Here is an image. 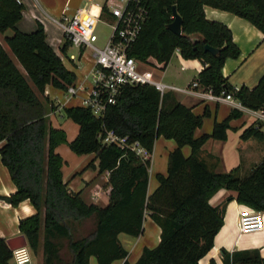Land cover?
<instances>
[{"label": "trees", "instance_id": "16d2710c", "mask_svg": "<svg viewBox=\"0 0 264 264\" xmlns=\"http://www.w3.org/2000/svg\"><path fill=\"white\" fill-rule=\"evenodd\" d=\"M148 18L129 50V55L147 64L166 65L178 48L183 57L199 58L206 63L197 81L215 94L232 93L240 103L264 112V75L254 88H235L223 74L228 58L239 57L240 48L231 29L224 23L207 18L205 6L232 12L264 32V0H143ZM183 18L182 33L169 25L173 9ZM25 6L19 0H0V33L13 29L6 37L11 51L23 67L17 65L0 41V148L3 164L8 168L17 191L4 200L18 206L30 200L37 212L20 219L19 228L27 237L31 250L38 251L44 232V264H201L213 248L214 239L224 223L226 204L239 203L264 212V158L246 176L240 168L216 172L201 158L203 145L210 138L225 140L230 121L241 114L233 110L221 122H215L211 133L199 137L196 131L204 116L174 99L166 104L168 93L161 94L150 84H130L122 88L113 104L100 116L89 106L64 108L66 116L79 125L75 139L69 141L63 128L55 127L49 117L50 100L45 97L47 85L67 91L77 75L68 69L61 56L47 41L42 23L32 32L17 29ZM105 14L107 10L105 8ZM219 48L217 55L206 51V45ZM70 46L66 40L65 53ZM114 131L138 141L151 155L160 136L174 139L177 147L169 154L167 173H157L158 186L148 195L151 158L139 156L132 148L106 143ZM241 138L264 142L261 122L246 128ZM67 144L78 155L94 153L99 172H109V203L102 207L88 203L79 192L69 190L63 178V156L56 151ZM189 145L192 153L185 156L182 148ZM222 188L235 192L222 205L214 206L211 198ZM161 227V239L153 248L144 247L139 259L131 263L129 251L119 235L138 237L143 233L146 215ZM95 218L93 231L82 233L84 221ZM79 235V236H78ZM77 236V237H76ZM69 239L70 257L60 254L56 242ZM222 264H264L260 249H222ZM13 250L0 236V264H13ZM207 264H218L214 259Z\"/></svg>", "mask_w": 264, "mask_h": 264}, {"label": "crops", "instance_id": "0c3cea01", "mask_svg": "<svg viewBox=\"0 0 264 264\" xmlns=\"http://www.w3.org/2000/svg\"><path fill=\"white\" fill-rule=\"evenodd\" d=\"M25 6L23 17L17 23V29L23 32H32L38 28V24L44 25L47 41L52 48L61 56L66 67L74 71L77 75L76 83L83 81L92 71L94 61L89 60L84 68L77 62L84 58L87 49H82L71 45L64 53L62 47L66 42L64 31L57 20L64 14L74 15L80 8H90L95 5H104L107 0H19ZM96 12H101L97 9ZM205 13L208 19L226 24L233 33V40L240 48V55L237 58H228L223 67V74L228 82L235 88L247 86L254 88L258 85L261 77L264 75V32L257 28L247 19L240 17L232 12L218 9L212 6H205ZM106 24L113 21L109 14L103 17ZM14 33L13 29H8L0 33V41L3 47L11 55L6 37ZM171 60L166 65L157 63L154 59L153 64L143 63V69H152L155 77L163 83L180 88L188 87L197 80L199 73L205 68L206 63L199 58H185L177 48ZM12 56V55H11ZM19 66L17 60L12 56ZM20 67V66H19ZM21 68V67H20ZM85 73V77L78 76ZM83 71V73H82ZM86 80L87 85H91V75ZM87 86V87H89ZM204 88L196 87L192 92H183L168 90L169 97L166 101L170 105L174 99L189 106L195 114L204 116L203 125L197 129L196 136L199 137L205 133H211L215 122H221L226 119L233 110L240 112L239 117L233 118L227 129V138L219 140L210 138L203 145L201 158L207 165L216 172H228L234 168H240V175L246 176L255 165L264 158V143L250 138L243 140L241 135L243 131L255 122L262 123L264 130V120L260 118V111L249 109L234 97V101L211 100L202 95ZM45 97L51 101L49 108L54 102L57 107L49 112V117L55 127L67 129L56 116H63L61 113L65 107L82 105L78 98L67 96L66 91L58 89L53 85H47ZM79 126V125H78ZM79 128L75 131L73 137L68 136V140L75 139ZM4 144L0 141V148ZM56 149L62 156L61 146ZM177 147L174 139H168L160 136L155 141L153 152L150 155L151 166L149 168V186L148 195H151L158 186L157 173H167L169 154ZM185 156L192 153V148L185 145L183 148ZM82 162L71 164L64 156L63 178L68 188L72 192H79L88 203H95L99 206H106L110 200L111 185L109 184V172H99V160L94 153L83 155ZM87 157V158H86ZM17 191V186L13 182L8 168L3 164L0 156V236L6 241L20 236L23 233L19 228L20 219L34 215L37 210L30 200L22 201L18 206H13L2 197L10 196ZM235 195V192L225 188L220 189L210 200L214 206L222 205L227 196ZM245 204L239 203L236 199L226 204L224 223L214 239L213 248L200 260L201 264H207L214 259L218 264L223 263L222 249L228 251L260 249L264 255V212L263 225L261 229L243 232L239 225L240 212ZM148 230V233H147ZM120 241L129 251L128 260L131 263L136 262L141 256L144 247L153 248L157 246L161 239V227L150 217L146 215L144 220L143 233L138 236H132L127 233L119 235ZM131 245V249L127 245ZM29 244V243H28ZM141 244V247H137ZM137 252L133 260H130L131 251ZM34 261V259H33ZM124 260H116L112 264H123ZM33 264V263H32ZM37 264H44L43 259L37 261ZM90 264H98L95 256L90 257ZM251 264V263H249Z\"/></svg>", "mask_w": 264, "mask_h": 264}, {"label": "built area", "instance_id": "2783aa9c", "mask_svg": "<svg viewBox=\"0 0 264 264\" xmlns=\"http://www.w3.org/2000/svg\"><path fill=\"white\" fill-rule=\"evenodd\" d=\"M105 8L107 14L113 17V21L108 23L112 32L103 46H99L95 28L100 22H104L103 17L107 15ZM97 9H101V12H96ZM147 18L148 8L143 0H107L104 5L80 8L74 15L64 14L59 18L57 22L64 31L65 39L71 45L91 49L94 61L92 71L84 80L69 86L67 96L79 98L82 105L91 107L94 114L100 116L108 104L116 102L126 85L150 84L162 95L168 90L192 92L194 88L200 87L197 80L185 88L167 85L155 77L152 69H143L142 62L129 55V50L137 40ZM89 75L90 86L86 84ZM202 95L211 100H235L232 93L215 94L211 88L204 89ZM259 111L260 118L264 120V112ZM104 141L120 147L128 146L145 159L150 156L138 141L129 144L127 137H120L114 131H109ZM239 225L243 232L261 229L263 212L244 206L240 212ZM12 262L32 264L33 253L30 246L27 244L13 249Z\"/></svg>", "mask_w": 264, "mask_h": 264}, {"label": "rangeland", "instance_id": "374dc122", "mask_svg": "<svg viewBox=\"0 0 264 264\" xmlns=\"http://www.w3.org/2000/svg\"><path fill=\"white\" fill-rule=\"evenodd\" d=\"M95 30H96V34L98 36L97 44L99 46H103V44L107 41V39L109 38V36H110V34L112 32V27L109 26L108 24H106L105 22H100L96 26ZM10 50L11 49H9V51ZM91 51H92L91 49H87V53L84 55V58H82L81 60L77 61L81 65L82 68H84L86 65H88L89 60L91 59V54H90ZM10 53L15 58V60H17L15 55H14V53L12 51H10ZM175 56H176V54L174 53V56H173L174 59H175ZM17 62H18V60H17ZM18 64L21 67V69L24 71V69L21 66V64L19 62H18ZM141 67L144 68L143 66H141ZM77 73H78V76L80 74L81 77H85V73H83V71H82L83 74H81L80 73V69H77ZM76 100H78V98ZM52 106L54 108L57 107V105L54 102H52ZM61 114L63 115L62 117L59 116V114L56 117L61 120V122L63 123V126L67 129L68 136L71 138V137H73L75 131L79 128V126H78V124H76L75 122L70 120L66 116L64 111ZM61 150H62L63 156L71 164L82 162L84 160L83 159L84 158L83 155H78V154L74 153L67 144H63L61 146ZM95 225H96V219L95 218H90V219L84 221L83 226H82V233L83 234L90 233L91 231L94 230ZM147 233H148V230H147ZM43 241H44V232L42 231L41 232V239H40V245H39L38 251L35 253L32 250L33 259H34L33 264H37L38 260L41 261L43 259V261H44ZM56 242L58 243V246L60 248V254H62L65 258H69L70 257L69 239L68 238H59V239L56 240ZM127 247L129 249H131V245H127ZM140 247H141V244L137 248L139 249ZM136 253H137L136 251L135 252H133V250L131 251L130 260H133L135 258Z\"/></svg>", "mask_w": 264, "mask_h": 264}, {"label": "water", "instance_id": "95a60500", "mask_svg": "<svg viewBox=\"0 0 264 264\" xmlns=\"http://www.w3.org/2000/svg\"><path fill=\"white\" fill-rule=\"evenodd\" d=\"M174 12V16L175 19L174 21L169 25V28L176 34H181L182 33V23H183V18L182 16L178 13L177 8L174 7L173 9ZM206 51L212 53L213 55H217L220 52L219 48H215L213 46L210 45H206L205 46ZM8 245L10 246V248L13 250L17 247L20 246H25L28 244V239L27 237L22 234L20 236L11 238L9 240H7Z\"/></svg>", "mask_w": 264, "mask_h": 264}]
</instances>
